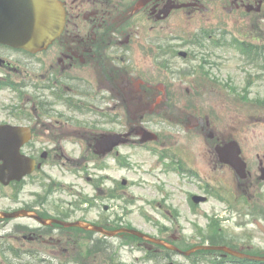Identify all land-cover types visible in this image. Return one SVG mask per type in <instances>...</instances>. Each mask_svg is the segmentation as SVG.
<instances>
[{
	"label": "flooded vegetation",
	"instance_id": "af4514ba",
	"mask_svg": "<svg viewBox=\"0 0 264 264\" xmlns=\"http://www.w3.org/2000/svg\"><path fill=\"white\" fill-rule=\"evenodd\" d=\"M63 1L67 10V26L52 47L54 55L45 56V52L27 61L18 60L15 64L22 66L23 73L19 78L14 74L19 67L10 65L7 62H11L9 53L0 49V57L4 59L0 64L6 68L0 72V77L12 79L21 90V94L15 98L18 109L12 107V110H2L0 107V124L31 128L32 139L23 147V152L37 160L36 170L41 166L25 179L19 202L13 203V206L18 205L37 213L46 220H81L116 229L119 219L107 214L109 206L104 207L103 211L99 208L107 203V190L98 187L102 181L106 185L103 169L87 162L88 155L75 158L79 162L76 164L78 172L93 183L90 185L97 192L93 200L83 203V209H78L80 204L75 205L71 198H67L75 181L71 183L70 177L66 176L75 175L69 144L82 142L97 155L94 144L109 132V124L110 127L127 126L133 129L128 108L130 100L135 104L157 101L153 90L141 87L144 84L138 82L140 73L136 65L123 68L118 63L134 57L136 51L132 46L146 47L148 53L157 59L169 57L168 37L170 31L179 26L177 22L172 24L171 20L183 18L188 23V17H196L214 8L211 5L214 3L227 11L231 18L238 17L240 21H246L248 16L256 15L264 20V0ZM111 62L121 69L114 77ZM118 80L124 83L119 81L118 84ZM113 92L116 104L111 103ZM91 106L93 109H104L103 118L93 122L95 117L86 111L77 110ZM108 109L113 112L115 119L107 118ZM124 110L127 111L126 115ZM169 112L167 103L159 109V113L167 116ZM191 115L196 118L190 119ZM140 119L137 120L146 122L143 115ZM182 122L186 131L192 132V138L196 140L194 145L202 156L203 167L194 166L185 160L191 165V170L200 175L201 186L198 188L210 186L219 198L232 205L229 219L235 220L234 227H237L239 220L263 216L264 149L253 151L247 146V155L243 150L247 177L241 180L233 167L220 159L218 153L220 146L239 139L234 135L233 125H226L209 116L203 118L196 113H187ZM45 172L54 174V177L45 179ZM61 177L66 180L62 181ZM45 180L47 184H44ZM10 186H18V183L12 182ZM92 209L97 211L96 215L91 214ZM216 212V217H224L227 213L221 208ZM27 219L15 223L0 221V229L3 228L0 250H15L19 259L34 261L22 264H95L102 256L106 262L101 250L96 251L91 246V238L101 234L60 223L43 225L33 218ZM257 220L254 218V223ZM242 226L241 232L232 231L219 243L252 253L254 245L246 242L247 222ZM172 237L177 239L175 235ZM241 239L243 241L239 242ZM95 240L98 243L97 238ZM114 259V255H111L109 264H115Z\"/></svg>",
	"mask_w": 264,
	"mask_h": 264
},
{
	"label": "rangeland",
	"instance_id": "374dc122",
	"mask_svg": "<svg viewBox=\"0 0 264 264\" xmlns=\"http://www.w3.org/2000/svg\"><path fill=\"white\" fill-rule=\"evenodd\" d=\"M211 5L214 8H209L208 11L203 12L204 14L200 13L196 17H188V23L187 20L183 18L171 20V22H173L172 24L177 22L179 26L173 28L170 32L181 34L185 37L184 39H189L200 33V29L209 32L213 30L214 34L218 31L219 34L215 35L214 39L219 42L234 37L240 40L255 41L257 43L258 41H264V20L260 19L259 16L250 15L246 21H240L238 17L235 19L231 18L227 11L219 8L215 3ZM132 48L136 51V63L129 58L128 61L131 64L139 65L140 70L148 73L149 79H152L156 85L151 88L150 86L144 87L149 89L153 88L155 96L160 98L161 106L164 101L167 103L169 100V105L171 107V112L168 115L169 117L167 116L164 118L165 122L154 123V129L161 134L157 139L158 142H155V146L175 151L178 153L180 159L191 162L198 167H203L202 156L198 153V149L194 145L196 140L193 138H185L182 134V130L180 128L178 131L173 129V125L168 119L171 118L173 121L177 122L176 119L184 118L188 113L184 109L199 106L202 115L209 114L210 117L215 120L225 122L224 124L226 125L233 124L235 126V134L241 139V145L246 155L247 146L250 147L249 150L253 151L264 149V71L261 72L258 67L254 68V66L248 65L245 59L241 58L240 55L242 54L237 49L232 47L223 48L211 46L209 41H207L205 48L201 50L195 48L193 51L206 53L207 57L213 61L211 63H215L213 65L214 67L209 68L208 63H202L203 60L201 59L193 61L194 59H191V57L185 59L181 56H169L166 58V61H164L165 63H169V69H166L163 67V64L160 65L159 68L157 67L160 61L149 54L146 47L132 46ZM54 53L55 50L51 48L44 55L50 57L54 55ZM196 55H199V53ZM7 62L10 65L19 67L14 74L21 78L23 75L22 66L9 61ZM110 65L115 71L113 74L114 77L115 73L121 69L115 66L113 62H111ZM200 65L207 69L205 70L206 72L193 70V66L197 67ZM261 66L263 68L264 62ZM119 81L124 83L123 80H118V84ZM109 85L114 86L113 83H109ZM165 87L167 88L166 93H163V91L161 93V90H164ZM113 94L111 103L116 104V96L114 92ZM10 104L11 100L9 94L0 93V107L2 110L4 106L9 107ZM150 116L159 117L155 114ZM0 117H2L1 112ZM154 129L151 130L155 131ZM69 146L72 151L70 156L72 158L71 163L74 161L75 164H79L78 160L75 159L78 148L70 144ZM122 151L125 153V157L129 162L126 165L127 167L125 165L122 167L120 163L115 161L110 155L104 157H99L100 155L96 156V161L106 165L107 173L113 178V181H108V187L115 186V180L126 178L128 184L125 188L132 196L154 198L157 194L156 184L161 183L163 188L168 190V193L164 197V193L160 192L158 199L164 202L165 198L169 205H176L182 211L178 216L176 228L170 229L171 234L180 236V238L175 241L176 244L185 249L188 244L195 243L197 238L193 220L199 221L204 228L207 226L208 221L205 217H197L190 213L189 207L184 199L186 191H181L179 187V185L184 186L185 180H180L174 172L160 171L161 168H163L161 164L162 160L160 162L158 156L150 153L146 148L126 146L123 147ZM85 155L89 156L88 159L94 156L88 148L86 149ZM155 171L159 172L161 182L158 180V175H156ZM210 172L212 173V171ZM66 177H70V182H78V180H75L72 176ZM61 180H66V178L61 177ZM187 187L194 189L188 185ZM88 189L89 187L86 186V190ZM8 191H11L13 194L17 195V197H21L18 192L19 190H9L0 186V209L2 210L13 208L11 201L6 198V192ZM163 202L161 206L165 205ZM77 204L78 202L75 203V205ZM79 204L80 206L78 209L85 208L82 203L79 202ZM108 205L110 208L107 213L108 215H119L124 222L131 223L133 226L154 235H157V228H159V226L160 228H164L166 224L169 226L172 225L171 222L167 220L169 214L164 211V206H162V210L159 213H156L158 219L157 225L159 224V226L155 225L157 228H154L145 224L135 213L130 212L129 214H125L126 211L124 210L125 204L123 200H112ZM215 206H218L217 203L211 200L201 205V212L207 214L206 210L211 212ZM91 214L96 215L97 211L92 209ZM254 218L264 222V213L263 216L257 215L255 217H247L245 221L239 220L236 231L241 232L242 225L247 222L246 242L253 244L255 250L252 251V253H248L247 250L245 252L247 254L262 255L264 254L262 253V251H264V234L256 227L253 221ZM18 221L21 220H13V223ZM226 225L228 226L224 228L225 232L234 228L233 224L228 221ZM181 233L183 235H181ZM206 237L211 241L214 239V234L211 232ZM97 238L99 237L97 236ZM198 239L202 240L201 236H199ZM242 239L239 240V242H242ZM105 241L110 247V250H106L107 254L114 253L116 257L121 259V262L125 264H132L135 262L137 264H167L171 261L175 264H191L186 257L181 255H173L170 259L165 258V251L161 249L155 250L157 248H152V256L154 259H147L145 250H139L136 246H125L123 245V239L119 237L107 238ZM139 246L140 249H142V246ZM102 255H104L106 262L102 256L95 261V264L109 263L108 255ZM7 256L11 259L10 255ZM136 258L140 259L139 262ZM26 260L29 261V259ZM5 262H7L6 259L0 254V264H4ZM199 264H207L206 259H204V261L201 260Z\"/></svg>",
	"mask_w": 264,
	"mask_h": 264
},
{
	"label": "water",
	"instance_id": "95a60500",
	"mask_svg": "<svg viewBox=\"0 0 264 264\" xmlns=\"http://www.w3.org/2000/svg\"><path fill=\"white\" fill-rule=\"evenodd\" d=\"M64 12L56 0H0V41L32 51L46 47L61 31ZM10 130V129H9ZM14 130V128H12ZM27 138H19L13 131L0 128V180L9 182L6 169L21 167L20 148ZM147 139V138H145ZM239 153V150H236ZM227 161L235 164L234 157ZM26 171H30L26 170ZM13 178L25 172L16 171ZM14 216L17 213H1ZM235 253L225 247H217Z\"/></svg>",
	"mask_w": 264,
	"mask_h": 264
}]
</instances>
